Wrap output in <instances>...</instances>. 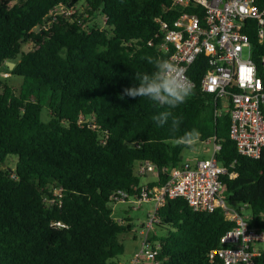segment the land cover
<instances>
[{"label":"trees","instance_id":"1","mask_svg":"<svg viewBox=\"0 0 264 264\" xmlns=\"http://www.w3.org/2000/svg\"><path fill=\"white\" fill-rule=\"evenodd\" d=\"M178 8L171 0H0V68L15 64L0 77V264H121L119 236L131 226L129 218L113 216L117 190L129 196L141 190V178L153 173H137L145 161L155 166L147 186L163 184L190 148L180 137L192 129L197 143L219 146L214 154L227 173L218 198L249 228L264 231V149L259 158L237 152L231 105L199 86L205 56L189 66L193 93L175 109L120 98L135 73L153 70L146 57L167 59L158 48L160 22L171 23ZM246 32L264 79V42L253 28ZM26 42L33 48L23 52ZM12 75L21 82L13 84ZM162 111L172 115L158 126L151 118ZM174 117L181 118L176 130ZM156 213L150 240L159 246L147 264H217L208 253L235 226L221 207L198 211L180 197L165 199ZM256 250L253 264H264V246Z\"/></svg>","mask_w":264,"mask_h":264},{"label":"built area","instance_id":"2","mask_svg":"<svg viewBox=\"0 0 264 264\" xmlns=\"http://www.w3.org/2000/svg\"><path fill=\"white\" fill-rule=\"evenodd\" d=\"M171 5L179 7L180 13L169 24L160 22L163 39L158 48L167 55V60L182 67L188 77L189 66L199 55L205 56L208 68L199 80L201 90L221 104L231 105L229 136L237 152L259 158L264 149V79L253 60L254 47L246 31L253 28L258 43L264 42V0H171ZM60 8L56 7L55 12ZM62 12L70 14L73 8ZM260 66L264 75V55L260 57ZM189 79L193 86L194 81ZM220 113L217 109L216 114ZM218 148L214 144L207 158L173 167L159 187L149 188L145 182L133 196L117 190L118 199L131 198L137 208L144 202H153V208L141 222L142 238L129 264L153 262L159 246V242L150 240L158 222L156 211L165 199L176 197L198 211L221 207L225 218L235 223L221 237L220 247L208 253L211 260L217 264H253L257 254L255 244L264 243V231L249 228L244 215L218 198L220 176L227 173V168L215 157ZM136 171L140 175L154 173L155 166L148 161L138 162ZM235 175L230 173L231 177Z\"/></svg>","mask_w":264,"mask_h":264},{"label":"clouds","instance_id":"3","mask_svg":"<svg viewBox=\"0 0 264 264\" xmlns=\"http://www.w3.org/2000/svg\"><path fill=\"white\" fill-rule=\"evenodd\" d=\"M148 63L153 66L151 72L135 73L134 82L131 86L122 89L120 98L137 97L147 98L154 105L175 109L182 105L192 95L193 88L189 77L184 69L167 59L146 57ZM172 115L170 111H162L152 116V120L163 126ZM181 118L174 117L171 121L172 128L178 129ZM199 137L196 129L185 132L180 137L181 142L190 148H195Z\"/></svg>","mask_w":264,"mask_h":264},{"label":"rangeland","instance_id":"4","mask_svg":"<svg viewBox=\"0 0 264 264\" xmlns=\"http://www.w3.org/2000/svg\"><path fill=\"white\" fill-rule=\"evenodd\" d=\"M85 6V1H80L76 4L75 8L81 12L84 9ZM101 21L104 22L103 18H101ZM33 46L31 42H26L21 45L20 50L23 52H27L32 50ZM244 57H246V54L244 53ZM6 66L8 67H2L0 68V77H9V66L6 63ZM13 68V67H12ZM10 80L13 81V84H18L21 82V78L19 76L12 75L10 77ZM220 102V101H219ZM224 106V105H221ZM220 111L225 110V107H220ZM42 117L44 120L49 119V114L45 112V110L42 113ZM208 147L209 150L213 151L214 150V144L212 143H207V142H198L195 146V148H186L183 150L181 154V159L182 162L189 161L191 157L194 155H200L205 152V148ZM9 157H12L16 160L15 156L10 155ZM8 157V158H9ZM11 166L13 163H9ZM155 179V175L149 174L147 177H142L141 181L147 182V180H153ZM134 200L133 199H117L115 202L111 204L112 210H113V216L117 220H120L123 217L129 218V224L131 226V229L127 233H123L119 236V240L123 243L124 245V253L120 255L117 259L119 263L121 264H129L130 258L133 255V252L135 251L136 247L138 246L142 235L140 234V229H141V222L145 218V214L147 211L153 208V202H144L140 204V207L137 208L136 206L133 205ZM162 233V232H160ZM260 246H264L263 242L255 244V247L258 248Z\"/></svg>","mask_w":264,"mask_h":264},{"label":"crops","instance_id":"5","mask_svg":"<svg viewBox=\"0 0 264 264\" xmlns=\"http://www.w3.org/2000/svg\"><path fill=\"white\" fill-rule=\"evenodd\" d=\"M221 105H224L225 106V104H221ZM205 142L214 144L212 141H205ZM211 153H212V151L209 150L208 147H206L204 153H202L200 155H196V156L194 155L193 157L190 158L189 161L190 162H195L198 159L207 158L208 156H210Z\"/></svg>","mask_w":264,"mask_h":264},{"label":"water","instance_id":"6","mask_svg":"<svg viewBox=\"0 0 264 264\" xmlns=\"http://www.w3.org/2000/svg\"><path fill=\"white\" fill-rule=\"evenodd\" d=\"M6 63H7V65L9 66L10 69H12V67L15 65V64H14L13 62H11V61H7Z\"/></svg>","mask_w":264,"mask_h":264}]
</instances>
